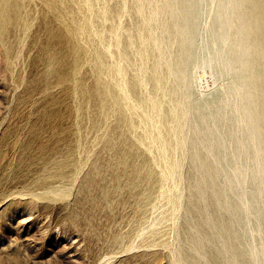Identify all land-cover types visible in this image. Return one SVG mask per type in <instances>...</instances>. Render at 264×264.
Instances as JSON below:
<instances>
[{"label": "rangeland", "instance_id": "1", "mask_svg": "<svg viewBox=\"0 0 264 264\" xmlns=\"http://www.w3.org/2000/svg\"><path fill=\"white\" fill-rule=\"evenodd\" d=\"M10 1L14 12L0 37V264H232V255L223 250V240L216 234L217 221L242 235L246 252L235 264H264V173L260 169L264 154L252 151L262 147L264 153V133L259 131L264 115L258 113L261 119L250 115L258 120L247 116L257 99L252 103L244 90L229 85L235 77L222 76L207 57L200 60L193 75V97L203 101L210 94L221 100L217 109L223 115L213 136L223 147L206 153L211 168L204 176L184 159L182 180L176 187L161 177L164 163L157 157L155 132L145 122L144 110L134 104L151 91V85L131 92L128 103L122 94L130 88L123 89L120 78L126 80L152 63L136 54L138 18L130 14L134 0H50L53 8L47 0ZM212 1L199 0L196 39L201 56H207L206 42L213 34L208 27L216 17L217 0ZM115 5L123 8L118 16L111 15ZM220 49L230 54V47ZM122 50L128 65L120 60ZM98 55L102 57L97 61ZM49 56L52 71L45 73ZM119 62L124 78L110 71ZM116 85L121 87L117 93ZM99 89L105 96L112 92L118 104L106 99L101 111ZM242 96L255 106L247 105ZM244 113L246 121L260 122L254 131L259 132L257 141ZM191 127L187 128L190 135ZM237 139L253 145L244 141L243 146ZM244 163L248 164L243 167ZM240 167L243 171L237 172ZM197 181L205 191L204 202L194 186ZM229 184L232 201L241 199L251 207L239 221L217 207L212 193L228 190ZM177 194L181 197L175 210L172 201ZM207 234L213 235L210 243L202 239ZM248 247L257 252L255 258Z\"/></svg>", "mask_w": 264, "mask_h": 264}, {"label": "bare ground", "instance_id": "2", "mask_svg": "<svg viewBox=\"0 0 264 264\" xmlns=\"http://www.w3.org/2000/svg\"><path fill=\"white\" fill-rule=\"evenodd\" d=\"M241 1L243 2L242 4L243 10L241 12H235L231 9L232 4L230 0H217V6L214 13L216 17L208 27V32L209 33L212 32L213 34L211 40L206 42L205 50L207 52V56H201L200 45H199L200 43H198L196 39L198 33L197 32L198 27L200 24L198 21L199 0H134L133 7L131 8L130 14L138 18V24L136 26V31H137L136 33L138 35L136 54L137 55L139 54L144 59L150 58L152 60V63L151 66L148 68L139 67V69H136L135 73H133L134 75L126 80L120 78V81L122 80L121 86L123 87V89H125V87L130 88V91H125V93H122L124 94L123 98L126 99L129 98V94H131V92H134L136 89L140 87L141 88L146 87L148 84L151 85V91L148 92L147 94L144 93L146 94L145 97L141 98L140 100H137L136 103L134 104L136 107H138L137 110H139V108L141 110H144V120L149 125V128L155 132V136H154L155 143L152 141L151 142L158 146L160 155L157 154L158 155L157 157L161 158V161H163L164 163V169H163L164 172L162 171L161 177H163V180L164 179L166 180V178L172 180L175 183L176 187L179 185V182L182 180L181 179L182 171H183L182 165L184 159H189L191 161V164L194 168V172L196 170L201 175L204 176L206 171H209L211 168V166H209V164L206 162L207 159L206 153H210V152L216 153L221 146L223 147V145H221L220 140H216V138L214 139L215 136L214 129H216L215 125L219 120H221L220 118L223 115V113L220 114V111L222 112V109L218 110L220 108L217 107V104L220 103L221 100H219L218 102V100H216V97L210 98V94L207 96L203 95L204 96L203 101H196L193 97V87H194L193 79H196L194 78L193 75H196L195 69H197L200 66V60L202 61L203 57H207V61L210 66L215 67V65H217L218 66L217 69L221 70L222 76L223 75L225 77L226 75L234 76L235 79L233 81V84L231 83L233 78L230 82L231 84L229 83L228 84L234 85V87L239 91L244 90L245 92L243 91L244 92L243 95L246 96L245 94H247L248 97L251 99V102L252 100L257 99L255 101H257L258 103L255 106V104L249 105L248 101L250 100H246L247 97L242 96L241 98V99L244 98L245 99L244 102L247 101L246 104L248 103L247 105H249L250 107L252 105L255 106L256 110L258 111L257 112L258 116H260V114L264 115V0H241ZM13 3L14 2L10 0H0V37L1 38H3L2 34L4 30V24L6 20L10 18L11 13L14 12V8L12 6ZM47 3L50 7L52 8L54 7V3H52V1L47 0ZM123 4L125 5V3ZM122 9L123 8L121 5L120 6L115 5L111 11V15L118 16L119 12ZM145 11H147V13ZM101 15L104 16L105 12H103ZM80 29H82V27H80ZM80 29L78 31H80ZM119 30H121V28H119ZM112 32L115 38L119 37L118 28L113 29ZM100 34H102V31ZM119 44H120L119 41L116 40V45L119 46ZM222 45L230 47V54H229L230 56L229 55L227 56L224 53V51L220 49ZM108 48L110 47L108 46ZM105 51L107 53L109 50L108 51L105 50ZM72 52H75V49L73 47H72ZM117 52H119V50ZM101 57L102 56L98 55L97 61L99 58L101 60ZM119 57L120 60H122L125 64L127 65L129 64V58L125 50H122L119 53ZM51 62H52V58L49 56L47 58V66L45 69V73H50L52 71ZM140 62H142V60ZM234 69H236V71ZM110 71L124 78L125 72L122 66L120 65V62L119 64L118 63L113 64V66L110 68ZM247 73L248 74L250 73L249 77H244ZM252 73L254 75L251 76ZM102 75L104 76V74ZM225 77H223V79ZM103 78L106 77L104 76ZM227 80H225V83ZM113 87H114L113 88L114 92L116 93L117 91L121 90L120 85H116ZM232 90L234 89L232 88ZM234 92L235 91H233V93ZM239 93L241 94V92ZM97 95L99 96L101 111L104 110L106 99H108L111 104L112 103L118 104L117 98L112 92L110 93L109 96H105V94L102 92V89H99ZM126 103H128V99ZM224 104H228V102ZM224 104H222V106H224ZM114 106L115 105H113V107ZM244 108L245 107H243V109L241 110H238V113L239 111H241L242 113V111L245 110ZM228 110H230V107ZM231 110L233 111L234 109ZM234 112L236 113V115H238L236 110ZM244 114H245L244 116H246L247 114H248L247 116H250L248 110H247V114L246 113ZM247 116L246 118H244L245 121L247 119ZM255 117L252 118L255 119ZM227 119H229V117ZM259 119H261V116ZM227 121L225 123H227ZM262 121L264 123V119H262ZM246 122H249V120ZM256 122L254 124H257ZM210 124H213V126L215 127H211ZM229 124L231 123L229 122ZM250 124H253V121ZM258 125H256L257 127L256 131L258 130ZM188 127L189 129L191 127L192 135L189 134L187 129ZM249 128L251 130V127ZM231 131L232 133L231 132L230 133L233 134L234 130L231 129ZM259 131L264 133V124L260 125ZM258 133L259 132L257 133L253 132V135H256L255 137H253L255 140L259 135ZM200 134L203 136L202 140L198 138ZM232 136H234V134ZM204 138H210L211 141L207 142V140L205 141ZM260 138L259 140H261ZM150 139L152 138L150 137ZM237 140L240 141L239 139ZM224 141H222V143ZM241 141H240L241 143H243L244 141L248 143L249 140H241ZM251 143L248 144L251 146L253 145V142ZM154 144H152V147L154 146ZM199 144H201V146L203 145V148L205 150L204 154L202 153ZM260 147L261 146H259V148ZM261 148L257 152H255L254 148L252 151H254L253 153H257L258 155L261 156L264 154ZM238 149L241 150L240 147ZM178 151L181 154V155L178 154L179 156L177 155ZM149 153L151 152L149 151ZM255 156H253L254 157L253 160L256 159ZM233 157L236 158V154ZM215 159L216 162L220 161L217 159V157ZM249 161H251V159ZM261 162L262 163L260 165V169L263 170L264 173V169H263L264 159H262ZM247 164L244 163L242 165L244 167V165ZM241 167L238 168L239 170H237V172L243 171V169L241 170ZM255 167H259V165ZM233 168L234 167H232V169ZM225 174L226 173H224V175ZM234 174H235L234 178H237L238 176L236 175L235 172ZM203 176H201V180ZM224 178L226 179V177ZM227 180L228 179H226V181ZM229 180L231 181V183L233 182V180L231 179ZM234 180L236 181V179ZM240 181H242V179H240ZM194 186L196 187L197 192L199 193L200 197L204 202L205 191L202 190L201 188L202 185L200 181H197L196 185ZM231 189L232 186L231 184H229L228 190L221 188L217 191H212V193L217 207L219 209H222L224 212L229 213L230 216L236 221H239L240 217H242L240 214L242 212L251 209V207L250 204H247L246 202H242L243 200L241 201V199H239L240 204L238 202H235L234 199L232 201ZM235 191L238 190L235 189ZM180 197H181L180 194H177L176 196L173 197L172 202L174 203L175 210H177L179 207ZM206 198L208 199V197ZM190 204H191L190 209L194 208L195 205L194 200L191 199ZM253 216H255V213ZM241 220H243V218ZM241 222L243 223V221ZM217 225L218 227H216V234L223 240L222 243L223 250H228V252L232 255L233 257L232 264L241 261L246 252V249L243 246V240H241L242 235L232 231V227L229 224H224L217 221ZM212 236L207 234L204 235L202 239H204L205 242L210 243ZM249 247L248 249L251 252V250L253 249H250ZM256 255H257L256 251L251 252L252 257L255 258ZM254 258L252 259L254 260Z\"/></svg>", "mask_w": 264, "mask_h": 264}, {"label": "water", "instance_id": "3", "mask_svg": "<svg viewBox=\"0 0 264 264\" xmlns=\"http://www.w3.org/2000/svg\"><path fill=\"white\" fill-rule=\"evenodd\" d=\"M230 1H231V4H232L231 9L233 11H235V12H241L243 10V6H242L243 2L241 0H230ZM253 73H254V71H253ZM253 73L251 74V76L254 75ZM249 75H250V73L249 74L247 73L244 77H249ZM248 112H249L250 115L251 114H256L257 115V112L258 111L256 110V108H249L248 109ZM254 123L251 126V131L252 132H254L256 130L255 128H256V125L257 124H254Z\"/></svg>", "mask_w": 264, "mask_h": 264}]
</instances>
